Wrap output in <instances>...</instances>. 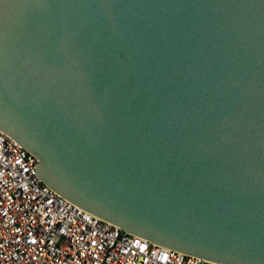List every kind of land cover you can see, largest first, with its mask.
I'll use <instances>...</instances> for the list:
<instances>
[{
    "label": "water",
    "instance_id": "1",
    "mask_svg": "<svg viewBox=\"0 0 264 264\" xmlns=\"http://www.w3.org/2000/svg\"><path fill=\"white\" fill-rule=\"evenodd\" d=\"M0 130L123 231L264 264V0H0Z\"/></svg>",
    "mask_w": 264,
    "mask_h": 264
},
{
    "label": "built area",
    "instance_id": "2",
    "mask_svg": "<svg viewBox=\"0 0 264 264\" xmlns=\"http://www.w3.org/2000/svg\"><path fill=\"white\" fill-rule=\"evenodd\" d=\"M0 130V264H221L166 248L71 203Z\"/></svg>",
    "mask_w": 264,
    "mask_h": 264
}]
</instances>
